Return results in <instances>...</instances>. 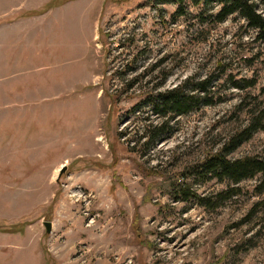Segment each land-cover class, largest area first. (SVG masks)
<instances>
[{
    "label": "rangeland",
    "instance_id": "1",
    "mask_svg": "<svg viewBox=\"0 0 264 264\" xmlns=\"http://www.w3.org/2000/svg\"><path fill=\"white\" fill-rule=\"evenodd\" d=\"M176 8L0 0V264H264V173L183 175L264 108V43L238 14L215 21L219 4ZM189 78H212L214 103L133 151L159 120L150 101L130 112L142 92ZM247 155L264 159V129L231 157ZM178 179L211 202L238 192L206 207L172 195Z\"/></svg>",
    "mask_w": 264,
    "mask_h": 264
},
{
    "label": "trees",
    "instance_id": "2",
    "mask_svg": "<svg viewBox=\"0 0 264 264\" xmlns=\"http://www.w3.org/2000/svg\"><path fill=\"white\" fill-rule=\"evenodd\" d=\"M258 0H147V4L156 8L158 4H175L176 12L173 17L177 19L187 14V7L191 4L195 7H202L205 12L210 5L214 3L220 5L219 11L213 15V19L222 22L229 16L238 14L248 23L249 27L257 30V40L264 43V15L258 10ZM139 58V57H138ZM139 78V77H138ZM136 78V79H138ZM140 79V78H139ZM134 82L129 84L128 88L134 86ZM212 78L195 81L189 78L165 91L142 92L144 99L130 111L136 112L144 107L145 101H150L152 113L159 118L158 122L147 120L146 126L142 133L135 139V143L131 147L133 151L141 148L143 154H148L157 144L165 140L171 134L170 122L177 116L187 114L198 109L202 104L211 105L214 98L211 96L210 88L212 86ZM238 84V83H236ZM256 112V111H255ZM251 111L248 124L236 132L229 138L217 152L207 155L202 161L189 172L183 175L194 177L197 179H218L219 181H233L239 183L245 179L253 178L259 173H264V159L258 156L247 155L240 158H232L231 155L244 142L252 138L253 134L264 129V108H260L259 113ZM139 133V132H137ZM123 135V132L120 133ZM172 185V184H171ZM238 192V188L231 187L219 193L215 197V202L209 201L207 198L192 192L187 187L186 182L180 179L176 181L170 193L176 198L188 200L197 198L201 205L206 207H214L224 204Z\"/></svg>",
    "mask_w": 264,
    "mask_h": 264
},
{
    "label": "water",
    "instance_id": "3",
    "mask_svg": "<svg viewBox=\"0 0 264 264\" xmlns=\"http://www.w3.org/2000/svg\"><path fill=\"white\" fill-rule=\"evenodd\" d=\"M66 170L65 166L62 167L61 169V174L64 173ZM46 227H47V231L50 233L52 231V223L51 222H46Z\"/></svg>",
    "mask_w": 264,
    "mask_h": 264
}]
</instances>
